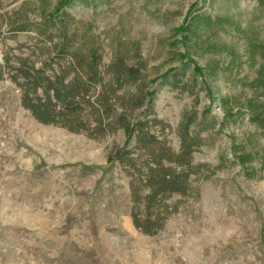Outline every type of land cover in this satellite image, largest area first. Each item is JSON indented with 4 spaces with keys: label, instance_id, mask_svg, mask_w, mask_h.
Returning a JSON list of instances; mask_svg holds the SVG:
<instances>
[{
    "label": "rangeland",
    "instance_id": "rangeland-1",
    "mask_svg": "<svg viewBox=\"0 0 264 264\" xmlns=\"http://www.w3.org/2000/svg\"><path fill=\"white\" fill-rule=\"evenodd\" d=\"M50 2L53 11L57 0ZM39 4L0 0V58L7 52L10 58L27 57L41 45L34 30L12 35L2 24L20 9V16L38 23ZM63 10L72 19L68 32L75 35L74 45L93 38L103 63L119 43L128 57L139 49L153 112L166 126L171 149L179 147L177 128L185 112L213 125L201 132L206 143L192 154V164L205 165L202 174L208 178L196 182L191 176L190 194L167 200L175 211L161 230L141 232L131 215V177L118 162H107L110 149L123 145V132L91 137L42 124L21 106L20 88L5 76L0 80V264H264V174L254 162V177L247 178V169L230 152L232 142L264 149V134L247 115L219 128L220 97L243 100L250 90L226 82L221 68L209 76V61L222 67L228 59L196 49L197 39L205 38L203 25L181 29L189 16L228 14L264 40V9L253 0H73ZM211 40L238 53L244 48L228 27L214 31ZM32 59L39 67V59ZM244 75L249 81L254 77L246 69ZM175 79L193 93L175 88Z\"/></svg>",
    "mask_w": 264,
    "mask_h": 264
},
{
    "label": "trees",
    "instance_id": "trees-1",
    "mask_svg": "<svg viewBox=\"0 0 264 264\" xmlns=\"http://www.w3.org/2000/svg\"><path fill=\"white\" fill-rule=\"evenodd\" d=\"M72 1L57 0L53 12L50 0H40V21L34 24L27 16H20L22 9L13 17H3L2 24L12 35L34 30L41 45L27 57L10 58L8 52L4 53L0 58V80L7 76L20 88L21 106L42 124L91 137L123 132V145L110 149L107 162H118L131 177L133 223L141 232L154 235L175 211L167 200L173 195L188 196L191 176L196 182L208 178L202 174L205 165L192 164V154L206 143L201 132L213 125L209 127L205 117L197 121L195 112H185L177 128L179 147L171 149L164 138L166 126L153 112V92L148 90L149 74L139 49L128 57L119 43L105 64L101 48L93 38L75 46V35L68 32L72 19L63 10ZM253 1L264 9V0ZM199 25H203L205 38L197 39L196 49L228 59L222 62V67L220 61H209L206 65L209 76L221 68L226 82L248 88L251 93L243 100L234 95L220 97L223 119L219 128L222 130L235 117L247 115L248 121L264 134V40L242 28L241 22L228 14L216 19L203 14L189 16L181 29L188 32ZM224 27L243 41L242 53L211 40L213 32ZM34 57L39 59V67L35 66ZM245 69L254 73L252 80L242 76ZM173 86L193 93V87L180 85L179 79H175ZM230 152L247 169V178L254 177V162L259 163L258 170L264 174V149L247 150L246 144L232 142Z\"/></svg>",
    "mask_w": 264,
    "mask_h": 264
}]
</instances>
